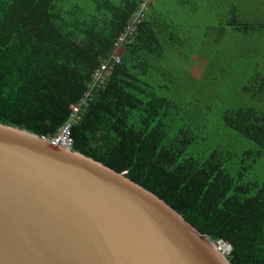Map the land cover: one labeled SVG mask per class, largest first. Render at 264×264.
<instances>
[{
	"label": "trees",
	"instance_id": "16d2710c",
	"mask_svg": "<svg viewBox=\"0 0 264 264\" xmlns=\"http://www.w3.org/2000/svg\"><path fill=\"white\" fill-rule=\"evenodd\" d=\"M144 1L0 0V123L54 134ZM209 1L186 14L213 8L218 22L203 31L213 43L224 46L229 26L254 48L264 45V4ZM156 2H147L121 61L73 127V149L151 189L212 240L228 241L231 264H264V65L245 59L236 76L245 83L220 101L182 97L178 70L166 61L185 57L193 42L182 36L183 16L161 19Z\"/></svg>",
	"mask_w": 264,
	"mask_h": 264
},
{
	"label": "water",
	"instance_id": "95a60500",
	"mask_svg": "<svg viewBox=\"0 0 264 264\" xmlns=\"http://www.w3.org/2000/svg\"><path fill=\"white\" fill-rule=\"evenodd\" d=\"M0 264H231L124 172L0 123Z\"/></svg>",
	"mask_w": 264,
	"mask_h": 264
},
{
	"label": "rangeland",
	"instance_id": "374dc122",
	"mask_svg": "<svg viewBox=\"0 0 264 264\" xmlns=\"http://www.w3.org/2000/svg\"><path fill=\"white\" fill-rule=\"evenodd\" d=\"M194 1L197 3L196 5L192 4V0L184 2L181 0H157L155 3V11L162 12L159 14L161 19H180L183 16L181 28L186 29L191 25H196L195 32L188 35L190 37L188 42L194 43H192L194 49L186 47L185 57L179 55L177 58H173L169 56L166 62L171 69L178 70L181 77V83H178L181 88L179 93L182 97L191 94L192 98H197L205 94L206 99L214 98V100L220 101L222 96L229 97L235 93L236 87H238L236 83H245V81L236 80V76H241L247 70L248 65L244 64L245 59L248 60L253 54L257 57L256 61L264 62V45L254 48L242 38V35L234 33L229 26H227V34L222 36L224 46L213 43L214 34L205 35L203 31L208 25L207 22L217 23L218 16L210 15L213 8L208 11L205 8L196 9L194 13L186 14L188 7H201L210 3L209 0ZM185 21H189L190 24H185ZM221 23L225 24L224 17ZM201 42L205 43L206 48H202ZM260 53H263L261 54L263 58H260ZM201 54L208 66H200Z\"/></svg>",
	"mask_w": 264,
	"mask_h": 264
},
{
	"label": "built area",
	"instance_id": "2783aa9c",
	"mask_svg": "<svg viewBox=\"0 0 264 264\" xmlns=\"http://www.w3.org/2000/svg\"><path fill=\"white\" fill-rule=\"evenodd\" d=\"M145 0L141 6L131 15L130 21L125 25L123 31L114 43V49L108 58L104 59L101 66L94 72L93 81L89 83V89L81 97L79 101L71 105V114L68 121L65 122L60 128L56 130L54 134L41 135L46 140L60 144L64 147L73 148L74 137L72 136L73 127L81 120L82 113L86 107L90 104V101L96 95L95 90L105 85L111 68L121 61V55L124 50V46L128 43L136 34L137 25L141 22L145 11L147 9V2ZM214 245L219 253L229 258L232 251L231 244L223 238L213 240Z\"/></svg>",
	"mask_w": 264,
	"mask_h": 264
},
{
	"label": "crops",
	"instance_id": "0c3cea01",
	"mask_svg": "<svg viewBox=\"0 0 264 264\" xmlns=\"http://www.w3.org/2000/svg\"><path fill=\"white\" fill-rule=\"evenodd\" d=\"M182 2H184V1H188V0H181ZM261 4H264V0H258ZM192 4L193 5H195L194 4V2H193V0H192ZM194 7H196V6H194ZM193 8V7H192ZM262 10H264V8H262ZM257 12H259V11H257ZM245 19H247V18H245ZM192 23H196V22H192ZM192 26H196V25H192ZM190 33H189V31H188V29H183V32H182V36H184V37H188V35H189ZM227 34V33H226ZM225 34H223L222 36H224ZM189 38V37H188ZM264 55V54H263ZM259 56H260V58H263V57H261V53L259 54ZM259 63H261V65H264V62H259Z\"/></svg>",
	"mask_w": 264,
	"mask_h": 264
}]
</instances>
